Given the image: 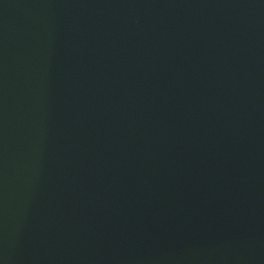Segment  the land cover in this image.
<instances>
[{
	"label": "water",
	"instance_id": "1",
	"mask_svg": "<svg viewBox=\"0 0 264 264\" xmlns=\"http://www.w3.org/2000/svg\"><path fill=\"white\" fill-rule=\"evenodd\" d=\"M0 264H264V0H0Z\"/></svg>",
	"mask_w": 264,
	"mask_h": 264
}]
</instances>
